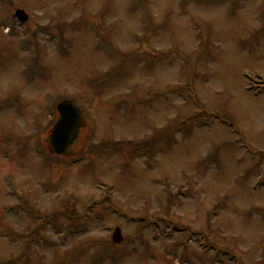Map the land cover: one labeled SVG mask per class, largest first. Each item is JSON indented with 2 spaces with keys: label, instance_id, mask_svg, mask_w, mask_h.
Segmentation results:
<instances>
[{
  "label": "rangeland",
  "instance_id": "374dc122",
  "mask_svg": "<svg viewBox=\"0 0 264 264\" xmlns=\"http://www.w3.org/2000/svg\"><path fill=\"white\" fill-rule=\"evenodd\" d=\"M0 264H264V0H0Z\"/></svg>",
  "mask_w": 264,
  "mask_h": 264
},
{
  "label": "water",
  "instance_id": "95a60500",
  "mask_svg": "<svg viewBox=\"0 0 264 264\" xmlns=\"http://www.w3.org/2000/svg\"><path fill=\"white\" fill-rule=\"evenodd\" d=\"M16 17L21 22H25L26 17L20 12L16 13ZM59 119L47 140L48 151L55 156L67 155L71 148L76 144L78 133L83 126L82 119L79 117V111L73 107L72 103L64 101L58 105ZM113 244L122 242L121 232L115 229L112 236Z\"/></svg>",
  "mask_w": 264,
  "mask_h": 264
}]
</instances>
